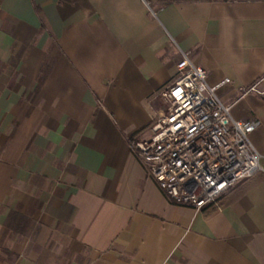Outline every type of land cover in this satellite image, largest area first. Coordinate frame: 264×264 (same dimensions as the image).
Instances as JSON below:
<instances>
[{"label":"crops","instance_id":"1","mask_svg":"<svg viewBox=\"0 0 264 264\" xmlns=\"http://www.w3.org/2000/svg\"><path fill=\"white\" fill-rule=\"evenodd\" d=\"M182 52L264 167V0H0V264H264V172L195 209L129 145Z\"/></svg>","mask_w":264,"mask_h":264},{"label":"built area","instance_id":"2","mask_svg":"<svg viewBox=\"0 0 264 264\" xmlns=\"http://www.w3.org/2000/svg\"><path fill=\"white\" fill-rule=\"evenodd\" d=\"M175 69L157 93L166 106L150 121L147 136L129 145L170 203L201 209L264 167L249 139L255 123L232 118L231 105L217 95L221 83L209 85L205 68L186 52Z\"/></svg>","mask_w":264,"mask_h":264},{"label":"rangeland","instance_id":"3","mask_svg":"<svg viewBox=\"0 0 264 264\" xmlns=\"http://www.w3.org/2000/svg\"><path fill=\"white\" fill-rule=\"evenodd\" d=\"M156 103L158 107L164 108L166 106V103L162 100V98H157Z\"/></svg>","mask_w":264,"mask_h":264}]
</instances>
